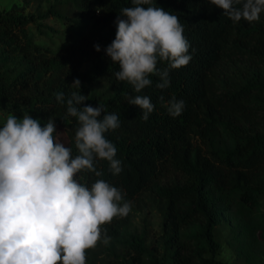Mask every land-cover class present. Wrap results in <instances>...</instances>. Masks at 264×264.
Returning a JSON list of instances; mask_svg holds the SVG:
<instances>
[{
  "label": "trees",
  "instance_id": "trees-1",
  "mask_svg": "<svg viewBox=\"0 0 264 264\" xmlns=\"http://www.w3.org/2000/svg\"><path fill=\"white\" fill-rule=\"evenodd\" d=\"M134 6L132 0H80L81 14L93 17L98 32L107 29L108 33L92 43L83 39L70 44L54 55L29 40L30 18L16 10L0 13V51L21 58L25 66L23 71L0 72V111L26 105L38 112L45 125L51 118L55 126L65 128V146L72 149L73 157L79 154L75 147L79 124L67 114L72 93L87 97L80 108L101 105L105 114H116L120 127L105 137L116 146L115 159L121 161L122 171L114 175L108 161L96 159L101 176L81 171L74 179L89 189L104 180L121 190L132 207L143 194L158 200L169 234L168 249L158 256L146 248L143 235L131 237L121 253L126 264H226L218 259L221 245L215 238L223 214L233 205L253 211L264 196V79L259 71L238 89L225 92L220 91L218 79L226 65L243 59L264 69V12L259 21L233 23L210 0H153L151 6L180 19L192 59L169 70L167 89H158L159 77L150 74L152 84L136 92L128 82L116 79L119 64L105 52L115 39L121 10ZM94 45L100 46L99 52ZM86 63L90 69L82 71ZM167 66L158 60V70ZM76 79L80 89L71 86ZM100 86L107 92H98ZM58 93L64 96L63 104L56 99ZM137 95L149 97L154 105L147 121L143 110L128 103ZM173 97L185 103L178 117L168 112L167 101ZM219 128L231 142L229 149L215 139ZM170 174L177 180L162 186V179ZM130 215L101 226V241L86 250V261L95 256L105 235L109 240L119 237ZM193 226L198 230L185 237L184 230Z\"/></svg>",
  "mask_w": 264,
  "mask_h": 264
},
{
  "label": "clouds",
  "instance_id": "clouds-1",
  "mask_svg": "<svg viewBox=\"0 0 264 264\" xmlns=\"http://www.w3.org/2000/svg\"><path fill=\"white\" fill-rule=\"evenodd\" d=\"M152 3L132 0L134 7L123 8L116 20L115 39L105 49L112 62L119 64L116 79L128 82L136 92L152 84L150 74L159 77L158 89H167L169 70L186 66L192 59L180 19ZM210 3L233 23L259 21L264 12V0ZM94 47L100 51L99 45ZM158 60L166 61L167 68L158 70ZM71 86L80 89L81 82L76 79ZM56 99L63 104L62 94H56ZM86 100L80 92L67 100V114L79 124L75 157L70 147L55 140L51 118L41 127L29 115L19 122L9 115L0 128V264H86V250L101 241V226L131 212L132 204L124 201L122 191L104 180L89 189L74 179L81 171L101 176L96 159L108 161L114 175L122 171L121 161L115 159L117 148L105 137L120 127L119 117L105 114L101 105L78 107ZM160 100L164 102V97ZM128 103L143 110L145 121L154 110L147 96L137 95ZM184 106L183 100L174 97L167 101L172 117L180 116ZM109 239L105 235L103 243Z\"/></svg>",
  "mask_w": 264,
  "mask_h": 264
},
{
  "label": "rangeland",
  "instance_id": "rangeland-1",
  "mask_svg": "<svg viewBox=\"0 0 264 264\" xmlns=\"http://www.w3.org/2000/svg\"><path fill=\"white\" fill-rule=\"evenodd\" d=\"M12 10L31 19L26 26L29 40L50 55L83 39L90 43L100 40L108 33L107 29L98 32L93 26V17L81 14L80 0H0V13ZM13 69H25L21 58L0 51V72ZM89 69L90 63L81 68L82 71ZM259 71L264 79V69L257 68L247 60H240L233 66L226 65L218 79L220 91L238 89ZM97 90L107 92L105 86ZM9 115L15 116L18 122L29 115L38 119L41 127L45 126L38 112L26 105H9L1 110L0 126L6 124ZM53 135L57 142L66 144L68 141L65 128L61 126H55ZM215 139L220 146L226 149L231 147L221 128L216 131ZM175 180L177 177L170 174L160 184L164 186ZM197 230L193 226L183 233L185 237H190ZM138 235H143L146 248L158 256L168 249L169 234L164 231L159 203L152 194H143L134 202L130 220L119 237L109 240L107 244L102 242L95 256L88 259L86 264H126L127 260L121 257V253L128 249L130 238ZM215 238L221 245L220 261L226 264H264V196L253 211L239 205L231 206L223 214V220L215 230Z\"/></svg>",
  "mask_w": 264,
  "mask_h": 264
}]
</instances>
